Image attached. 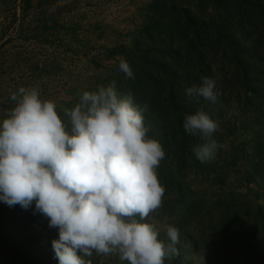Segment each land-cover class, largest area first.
<instances>
[{
	"label": "clouds",
	"instance_id": "1",
	"mask_svg": "<svg viewBox=\"0 0 264 264\" xmlns=\"http://www.w3.org/2000/svg\"><path fill=\"white\" fill-rule=\"evenodd\" d=\"M118 67L134 76L126 59ZM185 93L213 104L221 95L208 76ZM77 95L69 108L43 97L38 86L10 94L12 107L0 113V202L25 210L34 204L58 232L51 242L58 264H91L85 257L93 252L128 264H165L179 252V229L166 225L160 239L149 221L163 203L157 169L165 152L144 123L148 105L115 81ZM183 128L199 138L192 149L199 161L216 157L222 145L209 113L186 114Z\"/></svg>",
	"mask_w": 264,
	"mask_h": 264
},
{
	"label": "trees",
	"instance_id": "2",
	"mask_svg": "<svg viewBox=\"0 0 264 264\" xmlns=\"http://www.w3.org/2000/svg\"><path fill=\"white\" fill-rule=\"evenodd\" d=\"M143 20L131 45L121 52L134 76L122 73L118 63L103 84L115 81L120 92H131L137 103L148 105L144 123L165 152L157 169L165 193L156 216H166L167 225L184 230L199 215L203 201L189 178L202 174L201 179L209 180V175L217 172L219 157V150L209 162L195 157L193 145L200 141L183 128L186 114L202 108L216 120L234 107L253 116L252 127L259 129L254 127L259 135L254 172L264 178V136L259 125L264 123V0H151ZM202 76L213 78L220 90L214 104L185 93L186 87L199 83ZM236 130L237 125L229 121L219 123L214 137L221 144ZM214 178L224 181L220 173ZM231 194L227 203L221 196L215 198V204L224 206L218 218L223 228L229 217L244 210L235 203L236 196L242 194ZM253 212L249 222L253 234L263 236L264 207ZM38 223L47 224V219L34 211V204L27 210L18 204L7 206L0 215V264H58L51 244L58 238L57 230L44 239L23 241L26 227ZM219 236L215 245L220 244ZM193 242L197 244L196 239ZM263 259L261 245L239 264H262ZM182 260L181 255H174L171 264H189Z\"/></svg>",
	"mask_w": 264,
	"mask_h": 264
},
{
	"label": "rangeland",
	"instance_id": "3",
	"mask_svg": "<svg viewBox=\"0 0 264 264\" xmlns=\"http://www.w3.org/2000/svg\"><path fill=\"white\" fill-rule=\"evenodd\" d=\"M150 2L0 0V113L12 107L10 94L20 86H38L43 97L72 107L79 92L93 90L112 74L122 50L131 45L136 30L142 26ZM222 116L216 119L218 125L229 121L237 125V130L221 142L217 172L209 175V180L201 179L202 174L197 179L189 178L203 201L199 215L187 228L179 230L178 255L184 263L239 264L244 256L264 245V235L255 236L249 224L253 210L264 207V178L254 172L259 136L255 128L259 129L252 127L253 116L239 113L234 107L224 110ZM259 125L264 136V123ZM217 173L224 181L214 178ZM233 192L242 194L236 196L235 203L243 205L244 210L237 217H229L223 228L218 218L224 206L215 204V198L221 196L227 203ZM7 206L0 202V215ZM156 215L150 214L149 221L160 229L158 238L166 239L168 219ZM55 232L45 223L30 224L23 241L44 239ZM219 234L220 244L215 245ZM173 257L166 258L165 263L171 264ZM85 260L91 264L125 262L116 254L95 252Z\"/></svg>",
	"mask_w": 264,
	"mask_h": 264
}]
</instances>
